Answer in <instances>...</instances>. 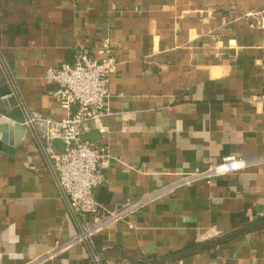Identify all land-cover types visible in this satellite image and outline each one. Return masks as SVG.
Here are the masks:
<instances>
[{"label":"crops","instance_id":"0c3cea01","mask_svg":"<svg viewBox=\"0 0 264 264\" xmlns=\"http://www.w3.org/2000/svg\"><path fill=\"white\" fill-rule=\"evenodd\" d=\"M106 37V129L82 135L108 152L102 208L76 216L44 151L41 118L67 114L46 72ZM3 85L28 120L0 149V264H264V0H0ZM231 155L259 161L173 185Z\"/></svg>","mask_w":264,"mask_h":264},{"label":"built area","instance_id":"2783aa9c","mask_svg":"<svg viewBox=\"0 0 264 264\" xmlns=\"http://www.w3.org/2000/svg\"><path fill=\"white\" fill-rule=\"evenodd\" d=\"M98 52L100 57L81 48L75 54L73 65L51 66L46 72L47 79L55 85L50 94L61 103L67 114L61 119L41 118L47 142L44 151L53 163L68 205L76 216L94 214L102 208L95 196V188L103 179L101 167L108 152L104 146L95 147L91 142L82 140V135L90 121L99 124L101 132L106 129L100 120L108 113L109 76L116 71L117 61L108 37L103 39ZM54 139L63 142V150L53 147L51 141ZM258 161L257 157L227 156L206 169L183 173L173 185H190L202 180L211 183L218 176L246 169ZM134 206L128 204L123 210L108 211L94 229ZM89 232L84 230L82 235L86 236Z\"/></svg>","mask_w":264,"mask_h":264},{"label":"water","instance_id":"95a60500","mask_svg":"<svg viewBox=\"0 0 264 264\" xmlns=\"http://www.w3.org/2000/svg\"><path fill=\"white\" fill-rule=\"evenodd\" d=\"M0 101L4 106V112L0 115V149L8 150L7 145L16 147L25 136L27 128L24 122L28 117L17 106L12 91L7 85L0 86ZM27 126L36 134L31 122H28ZM88 139L91 138L87 135L82 136V140L88 141Z\"/></svg>","mask_w":264,"mask_h":264}]
</instances>
